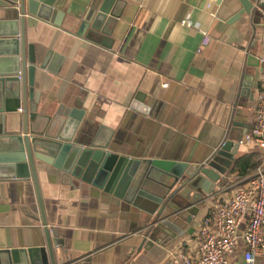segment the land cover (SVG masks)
Instances as JSON below:
<instances>
[{"label": "crops", "instance_id": "crops-1", "mask_svg": "<svg viewBox=\"0 0 264 264\" xmlns=\"http://www.w3.org/2000/svg\"><path fill=\"white\" fill-rule=\"evenodd\" d=\"M91 1L61 0L65 14L60 25L41 19L26 23L39 113L64 117L81 109V128L92 137L104 127L100 137L110 139V150L189 163L202 161L227 139L238 143L251 129L260 84V8L254 16L236 18L238 3L229 5L236 0H122L104 45L102 36L91 40L75 32ZM5 5L0 0V18L7 15ZM201 31L209 36L203 47ZM48 52L49 68H40ZM11 119L5 123L7 132L19 129V116ZM230 155V165L210 192L198 181V189L184 187L174 195V202L195 203L197 212L184 233L167 245L143 238L150 229L142 230L144 224L127 203L36 163L44 216L63 246L64 263L164 264L178 251L194 254L206 211L264 166V150L252 143L238 144ZM23 206L39 213L33 181L0 179V239L7 247L44 241L40 221L26 215ZM243 250L240 240L227 264H244ZM255 264H264V251Z\"/></svg>", "mask_w": 264, "mask_h": 264}, {"label": "water", "instance_id": "water-1", "mask_svg": "<svg viewBox=\"0 0 264 264\" xmlns=\"http://www.w3.org/2000/svg\"><path fill=\"white\" fill-rule=\"evenodd\" d=\"M0 18V179H31L35 186L39 213L21 207L29 217L40 221L44 235L41 245L7 247L0 239V264H65L61 243L56 242L48 226L37 180L36 163L52 166L64 174L127 203L145 229L143 238L167 245L184 233L197 212L195 203L174 202V195L184 187L210 192L213 184L230 165L237 142L227 139L200 162L131 157L109 149L110 139L100 137L104 127L90 137L80 124L84 111L73 108L67 115L50 116L37 111L39 91L34 88L35 58L26 43L28 19H41L60 25L65 14L61 0H4ZM231 2V1H230ZM234 17L256 15L264 9V0H236ZM122 0H92L83 11L76 34L110 40L112 28L120 16ZM53 17V19H52ZM260 19V16L257 17ZM105 45V44H104ZM32 50V49H31ZM48 52L40 68L47 67ZM251 78V77H250ZM245 78L243 86L250 82ZM19 116V129L7 132L5 123ZM88 135V136H87ZM2 230L0 229V235Z\"/></svg>", "mask_w": 264, "mask_h": 264}, {"label": "built area", "instance_id": "built-area-1", "mask_svg": "<svg viewBox=\"0 0 264 264\" xmlns=\"http://www.w3.org/2000/svg\"><path fill=\"white\" fill-rule=\"evenodd\" d=\"M260 14V53L257 57L260 84L256 95L255 121L238 144L252 143L264 150V9L260 8ZM181 23L197 28L189 20ZM201 33L203 47L208 44L209 36L205 31ZM197 236L198 248L194 254L181 250L171 254L164 264H227L229 255L240 240L244 245V264H255L258 255L264 251V166H259L245 184L235 186L222 204L206 211L200 220Z\"/></svg>", "mask_w": 264, "mask_h": 264}]
</instances>
